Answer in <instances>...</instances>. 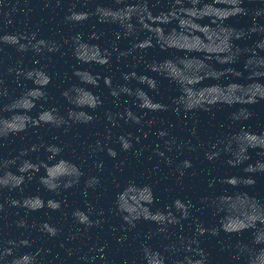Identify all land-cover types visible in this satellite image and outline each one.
I'll return each mask as SVG.
<instances>
[{
	"label": "water",
	"instance_id": "1",
	"mask_svg": "<svg viewBox=\"0 0 264 264\" xmlns=\"http://www.w3.org/2000/svg\"><path fill=\"white\" fill-rule=\"evenodd\" d=\"M0 264H264V0H0Z\"/></svg>",
	"mask_w": 264,
	"mask_h": 264
}]
</instances>
